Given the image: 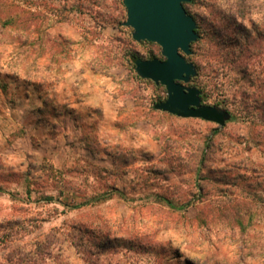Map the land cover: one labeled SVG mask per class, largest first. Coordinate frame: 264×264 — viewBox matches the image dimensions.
<instances>
[{"label":"rangeland","instance_id":"1","mask_svg":"<svg viewBox=\"0 0 264 264\" xmlns=\"http://www.w3.org/2000/svg\"><path fill=\"white\" fill-rule=\"evenodd\" d=\"M98 1L31 0L48 48L31 70L0 37V264H264V0L186 3L187 84L225 126L156 109L166 86L132 54L161 46Z\"/></svg>","mask_w":264,"mask_h":264},{"label":"water","instance_id":"2","mask_svg":"<svg viewBox=\"0 0 264 264\" xmlns=\"http://www.w3.org/2000/svg\"><path fill=\"white\" fill-rule=\"evenodd\" d=\"M191 0H123L127 11L124 25L133 28L137 41L159 44L163 59L137 58V73L166 86L168 96L155 108L186 118H202L225 126L231 114L217 105L202 103V90L188 85L198 73L188 59L192 43L199 38L197 21L184 3Z\"/></svg>","mask_w":264,"mask_h":264},{"label":"trees","instance_id":"3","mask_svg":"<svg viewBox=\"0 0 264 264\" xmlns=\"http://www.w3.org/2000/svg\"><path fill=\"white\" fill-rule=\"evenodd\" d=\"M87 1L89 2L87 6L88 10L92 11L94 10L95 6H100L98 0ZM44 3L45 0H42V4ZM120 3H123V0H115L116 7ZM186 3H184L185 8L188 12H190L186 6ZM67 8L68 5H64L62 8H55L54 6H51V11L57 12L56 15L59 17L57 19L58 22H60L63 17H67L63 14L68 10ZM44 21V11H40L35 15L31 7V0H0V37L3 39L7 38L8 43L12 47V57L24 68H28V70H31L33 55L38 52V55H36L37 60L38 58L43 57L44 52L48 50L42 39V37L45 35ZM118 23L122 24L123 22L118 21ZM34 35H37V38H35ZM196 41H198V39ZM196 41L192 43V49ZM193 53L188 56L189 60H192ZM132 56L134 60L138 58L135 54H132ZM196 66L198 69L197 64ZM193 79H195V77ZM218 130H220V128H217V131ZM249 167L250 168L248 169H250L252 173H255L256 177H264V172L258 165L254 164ZM260 183L262 184V182H258V185L262 187ZM0 190H2V188H0ZM108 194L111 193H107L106 195ZM106 195H102L101 197H105ZM182 206L186 207L187 204Z\"/></svg>","mask_w":264,"mask_h":264}]
</instances>
